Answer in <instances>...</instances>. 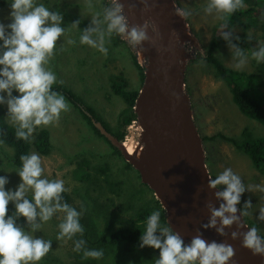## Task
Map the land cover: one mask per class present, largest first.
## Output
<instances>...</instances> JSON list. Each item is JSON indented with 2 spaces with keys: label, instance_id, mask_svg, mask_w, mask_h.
Segmentation results:
<instances>
[{
  "label": "rangeland",
  "instance_id": "1",
  "mask_svg": "<svg viewBox=\"0 0 264 264\" xmlns=\"http://www.w3.org/2000/svg\"><path fill=\"white\" fill-rule=\"evenodd\" d=\"M104 1L108 7H112L109 0H36V3H43L50 11L63 16L61 27L65 28V35L58 39L56 53L49 67L55 72L57 79L63 81L66 88L71 89L82 99L81 105L84 110L93 107L96 110L95 114L98 117L102 116L114 128L117 126L119 114L125 108V103L122 98L115 95L112 87L120 81V84L125 82L127 90H131L140 88L141 83L134 61V57L136 59L138 57L137 51L121 36L118 35L121 41L118 43L117 36L112 34L109 37L106 34L105 46L108 48L106 57L96 49L79 44V36L83 30L94 26L93 16L99 13L97 19L103 21ZM10 2L11 0L0 11V22L5 25L11 22ZM176 2L179 9L190 13L186 19L192 33L198 38L199 46L188 49L190 59L187 61L185 84L195 123L202 138L215 137L219 134L227 138H239L245 129H249L254 137L264 136V128L240 112L233 101L231 91L222 80L213 75L214 69L207 67L204 61L207 48L216 38L218 42H222V46L215 51V56L225 67L241 73H256V65L250 54L245 55L247 61L244 68L235 69L234 65L239 58L235 57L229 47V41L223 39L222 32H231L236 37L243 34L248 36L251 33L254 41L264 35V32L260 27L246 31L237 26L224 29L220 26L222 20L219 19V13L215 10L212 13L205 12L208 0ZM252 16L264 23V6ZM242 20L247 21V18L243 17ZM76 21L80 23L73 28L72 25ZM98 27L106 32V24L102 23ZM93 38L95 39V36ZM68 39H75L76 45H68ZM62 46L65 48L64 51H60ZM237 47L241 49L240 46ZM2 94L7 99V93ZM13 95L18 93L13 91ZM69 104L70 111L62 112L57 123L37 128L33 134L34 141L38 132L47 130L50 133L51 152L45 156L32 146L30 153L36 152L42 158V167L45 171L41 178L64 180L65 187L69 189L66 193L70 197V206L81 211L80 204H84L86 211L81 215L80 223L85 231L83 236L77 234L73 240H56L59 231L58 217L63 216V213H56L41 230L34 233L36 237L52 240L51 251L38 264H81L87 259L83 258V250L80 253L73 251L74 241L78 239L85 240L86 249L103 250V257L98 259L102 264H155V260L159 258L157 249L145 246L137 250V253H131L127 250L129 246L135 248V245L125 240L116 247L110 245L114 233L123 232L124 235L130 236L128 232H133L137 228L131 219H137L136 213L141 208L145 211L151 209L150 206H153L154 199L156 200L153 192L142 182L135 169L133 171L126 167V161H123L125 159L122 160L113 154V149L104 138H99L87 127L79 110L70 102ZM5 108L7 112L6 104ZM89 115L92 116L90 113ZM139 128V125L128 127L124 142L132 138L140 147ZM204 147L206 162L213 179L229 167L240 176L246 190L240 197L239 206L243 212L248 213L244 215L246 222L258 226L259 234L264 236V220L259 218L260 209L264 207V191L260 190L264 188V177L252 168L251 161L246 155L238 152L225 139L219 137L213 142L205 141ZM13 156L12 148L0 145V176L8 179L6 190H15L21 183L15 171L16 167L12 164ZM80 172L88 175L90 179L80 181L77 177V173ZM109 182L120 187L115 186L112 193ZM218 187L223 190V186ZM27 195L31 199L30 191ZM247 201H251V207L245 209ZM130 207L134 209L130 210ZM144 228L145 226L143 230ZM25 229L30 230L28 225ZM135 243L137 246L140 244Z\"/></svg>",
  "mask_w": 264,
  "mask_h": 264
},
{
  "label": "clouds",
  "instance_id": "2",
  "mask_svg": "<svg viewBox=\"0 0 264 264\" xmlns=\"http://www.w3.org/2000/svg\"><path fill=\"white\" fill-rule=\"evenodd\" d=\"M142 2L147 5V0ZM112 4V7L104 9L103 21L97 19V13L92 19L94 26L84 29L79 36L80 45L96 49L105 57L108 55L106 34L109 37L112 34L121 36L133 48L149 40L147 21L141 25L129 26L118 0H112ZM245 7V0H208L205 12L212 13L215 10L220 14L219 19L224 21L222 27L227 28L229 18ZM134 8L135 4L129 5V11ZM10 9L11 22L6 25L0 22V41L3 42L0 45V49H3L0 51V93H7V99L0 95V104L7 105V122L15 128V138L31 143L37 128L54 125L62 112L71 109L65 96L52 90L54 84L62 85L63 81L58 80L49 67L56 53L57 41L65 35V28L61 27L63 16L60 13L50 11L43 3L37 4L36 0H11ZM176 12L183 18L190 15L183 9H177ZM79 23L74 22L72 27H77ZM102 23L106 24V32L98 27ZM222 37L229 41V47L235 57L239 58L234 65L235 69H243L247 61L244 51L231 43V32H222ZM247 38L252 39L251 33ZM76 43L75 39L67 40L68 45L75 46ZM64 50L62 46L60 51ZM251 58L258 63L264 62V45L251 51ZM13 91L18 95L14 96ZM172 95L179 100L176 93ZM2 144L4 142L0 140V145ZM19 160L21 166L15 171L21 183L15 190H6L8 179L0 176V264H38L51 251L52 240L36 237L34 233L41 230L56 213H63L62 217H58L59 231L56 240H73L77 234L83 236L85 231L80 223V217L86 211L84 204L81 203V211H77L69 203L62 202V194L69 191L64 180L41 178L45 169L42 167L41 156L36 152L22 154ZM218 186H223V190L217 191L215 195L224 203L218 209L208 205L211 218L203 227H216L219 218L221 227L216 228V231L224 235V227L238 223L236 206L246 189L240 176L230 167L225 168L214 179H209L210 188ZM260 190L264 191V188ZM29 191L31 199L27 195ZM153 194L155 196L154 192ZM10 202L15 208L11 215L8 214ZM244 207L250 208L251 201H247ZM242 215H248L247 211ZM20 218H24L30 230L18 223ZM259 218L264 220V207L260 209ZM238 235H242V247L249 249L254 256L264 257V236L258 233L255 226L242 234L233 232L232 238L236 239ZM139 240L141 248L148 246L159 250V258L155 260V264H229L235 256L232 245L215 241L209 243L199 234L186 245L179 233L174 232L167 224H161L159 210L152 211L146 218ZM84 246L85 240H75L73 251L80 253L83 250V258L87 260L103 257L102 249H86Z\"/></svg>",
  "mask_w": 264,
  "mask_h": 264
},
{
  "label": "water",
  "instance_id": "3",
  "mask_svg": "<svg viewBox=\"0 0 264 264\" xmlns=\"http://www.w3.org/2000/svg\"><path fill=\"white\" fill-rule=\"evenodd\" d=\"M120 4L129 26L148 22L149 40L142 42L141 53L137 52L138 63L146 69L145 80L134 107L138 125L143 130L145 152L137 158L94 120L96 128L155 193L170 228L179 233L186 245L199 234L209 243L232 245L235 256L229 264H264V257L254 256L242 247V235L232 238L233 232L242 234L250 228L239 204L235 214L238 223L224 227V235L216 231L221 227L219 218L216 227H203L211 218L208 205L218 209L224 201L215 195L222 189L209 187V179L213 177L186 91L188 45L199 46L187 19L177 14L176 0H147V5L142 0H120ZM131 4H135V8L129 11ZM172 93H176L179 100Z\"/></svg>",
  "mask_w": 264,
  "mask_h": 264
},
{
  "label": "trees",
  "instance_id": "4",
  "mask_svg": "<svg viewBox=\"0 0 264 264\" xmlns=\"http://www.w3.org/2000/svg\"><path fill=\"white\" fill-rule=\"evenodd\" d=\"M7 1L8 0H0V6L2 5L0 9L6 7ZM245 5V8L238 10L229 18L228 27L224 29L228 30L229 28L237 26L242 30L246 31L250 28L257 29L258 27H260L264 32V23H261L259 20L252 16L253 13L256 12L260 7L264 6V0H245ZM103 7L104 9L109 8L105 1ZM243 17H246L247 21H243ZM223 23L224 21L221 22L220 26H222ZM114 35L117 36V42L121 43L118 38V35ZM247 37V35L243 34L241 37H239V39H236V36L232 34L231 40L232 44H236L237 46L241 47V50L244 51L245 55H251V51L258 50L262 45H264V35H262L256 41H254L253 38L251 40H248ZM218 41L219 40L215 38L212 41L211 45L207 48V54L204 56L206 66L213 68V75L215 74L218 80H222L228 87V89L231 91L233 101L239 108L240 112L249 119L258 122L264 128V62L258 63L253 59L256 65V73L253 74L241 73L231 70L230 68L225 67L224 63L218 57L215 56V51L219 50L222 46V42ZM2 43L3 42L0 41V45H2ZM2 50L3 49H0V51ZM134 61L136 63L142 87L145 80V67H142L135 57ZM141 87L138 89L127 90L125 82L120 84V81L116 82L112 87L115 95L122 98L125 103V108L119 114L117 119V126L114 128H112L103 119L102 116L98 117L95 114L96 110L93 107H89L87 110H84L81 105L82 99L78 95H76L71 89L66 88L63 84L53 85L52 90L61 92L65 96L66 100H68L77 110H79L81 117L83 118V121L86 123L87 127L90 128L92 132L99 138H104L105 141H107V143H109V145L113 149V154L119 158H122L123 160L124 158L121 155L120 151L115 148L107 138H105V136L99 129L96 128L94 124V119L96 122L101 123L102 126L107 130V132H109L112 136L117 138L120 142H124V139L127 135V128L132 125L133 121H137V115L134 111V107ZM0 95L3 94L0 93ZM89 113L92 116H90ZM36 135V139L34 141L32 140L31 143L25 142L23 140H17L15 138V128L7 122V112L5 104H0V140L4 142V145H7L8 147L14 150L12 164L16 168L21 166V162L19 160L20 155L30 154L32 146H34L37 152L45 156L51 152L52 147L50 143V133L47 130H41ZM219 137L228 141L232 146H234L238 150V152L246 155L251 161L252 168L259 172L262 177H264V136L254 137L253 134L249 132V129H245L239 138H227L222 134H219L215 137H204L203 140L204 142H213ZM210 159L211 156H209L208 160L210 161ZM125 165L128 169H134L127 162H125ZM77 177L80 181H88L90 179L88 175H85V173L82 172L77 173ZM108 185L112 193L114 192L115 186L120 187L118 184L112 182H109ZM62 202L70 203V197L66 192L62 194ZM150 208V210L146 211L141 208L136 213L137 219H131V222L133 224H136L137 228L133 232H128L130 236L124 235L123 232L114 233L110 245L112 247H116L118 244L124 242L125 240L130 244L135 245V248L133 249L129 246L127 250L128 252L137 253V250L143 249L139 246L140 244L137 246L135 242L140 243L139 237L144 231L143 226H145V219L154 210H159L161 212V224H167V226H169L167 222V217L165 216V210L162 208L159 201L154 199L153 206H150ZM133 209L134 207H130V210ZM14 211V205L10 203L8 205V214L11 215ZM18 223L21 224L23 227L26 226L24 218H20ZM248 225H250L251 227L255 226L258 229V226L254 224L250 223ZM159 234L160 233L158 231L157 235ZM81 264H102V262L98 259H91L85 260Z\"/></svg>",
  "mask_w": 264,
  "mask_h": 264
},
{
  "label": "bare ground",
  "instance_id": "5",
  "mask_svg": "<svg viewBox=\"0 0 264 264\" xmlns=\"http://www.w3.org/2000/svg\"><path fill=\"white\" fill-rule=\"evenodd\" d=\"M188 46L190 48H195V46L194 45H191V44H189ZM134 48L136 49V51L138 52V54L141 53V44L137 45ZM143 63L145 64V62H143ZM145 71H146V69H145ZM139 129H140L139 131H141V133H140L141 134L140 147H138L137 143L132 138L129 139V140H127L126 142H124V147L126 148L127 152L129 154L137 157V158H141L142 157V154L145 152L144 147L141 146L144 143L143 142L142 128H139Z\"/></svg>",
  "mask_w": 264,
  "mask_h": 264
},
{
  "label": "built area",
  "instance_id": "6",
  "mask_svg": "<svg viewBox=\"0 0 264 264\" xmlns=\"http://www.w3.org/2000/svg\"><path fill=\"white\" fill-rule=\"evenodd\" d=\"M109 2H110V5L113 6V4H112V0H109ZM118 2L120 3V0H118ZM122 14L125 16L123 9H122ZM125 17H126V16H125ZM126 21H127V23L129 24V21H128L127 17H126ZM130 46H131V45H130ZM145 64H146V63H145ZM145 64H144V66H145ZM134 125H138V121H133V123H132L131 126L133 127Z\"/></svg>",
  "mask_w": 264,
  "mask_h": 264
}]
</instances>
